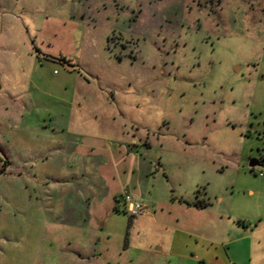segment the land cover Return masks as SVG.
<instances>
[{"label":"rangeland","instance_id":"obj_1","mask_svg":"<svg viewBox=\"0 0 264 264\" xmlns=\"http://www.w3.org/2000/svg\"><path fill=\"white\" fill-rule=\"evenodd\" d=\"M62 58L89 97L61 94ZM111 94L114 122L82 118L121 135L117 153L54 162V115ZM252 250L263 261L264 0H0V264H249Z\"/></svg>","mask_w":264,"mask_h":264},{"label":"crops","instance_id":"obj_2","mask_svg":"<svg viewBox=\"0 0 264 264\" xmlns=\"http://www.w3.org/2000/svg\"><path fill=\"white\" fill-rule=\"evenodd\" d=\"M45 56L46 55H42V57H40V59L44 58L47 60V58H49V56H46V57ZM49 59H54V58L50 57ZM62 59L63 60L61 63L64 64V65H62L64 76L61 79L62 83H63L61 85L62 86L61 89L63 90V92L61 94H85V95L88 94L89 93L88 87H90L91 82L89 80H87L85 77H83V75H80L79 72L76 73L75 66L73 64V60L68 61V59H65V58H62ZM92 65H94V64H89V67H91ZM93 76H95V74ZM100 77H101V79H103V81H106L105 83H103L104 86L102 87V90L106 89L108 92H110L111 88L113 87V85L115 83L114 79L111 77H108V76L107 77L100 76ZM95 79L97 80L99 78H95ZM122 80H123V78H122ZM128 81L129 80H126L123 82H125V84H127V85H130L131 83H129ZM50 92L51 91H47V94H51ZM42 94H46L45 91H43ZM87 96L89 97L90 95L88 94ZM111 96L112 97L110 100L106 99V101L108 103H105L104 108L91 109L92 113H89L88 110H86V109H81V108L76 109V108L69 107L67 110H65V109H63L61 111L59 110V112L56 113V115H54V117H53V120H54L53 125L54 126H52L54 129L52 131L56 134L55 136H53V138L56 142L55 143L56 147L54 150L57 152V154H55L56 160L54 162H57V163L61 162V164H63V162H65L63 159L64 153L65 154L67 153V158H69L66 161V163L73 162L71 159L72 157H75L77 159H84L86 157H89L87 152H91V149H90L91 145L99 146L101 149L104 150L105 154L110 155V156H113L117 153V146H120V145L122 146L121 143H123V140H121V135H118L117 138L115 137L116 139L114 138V139H111V141H109V139L107 138V135H105V133H104L107 130L104 126L105 124H98V126H97L98 128H95L93 130L98 131L99 133L92 134L89 132L91 130V129H89L90 126L88 124H85V122H88V120H90V118L89 117H86L84 119L82 118L83 113L87 111V114L91 117L93 116V118H95L96 121L99 119L100 115L102 116L101 119L103 120L104 116L106 117L105 111H107L108 120L111 121V122L110 121H108V122H110V123L114 122L116 120V116L121 115V110L119 108V105H115V103H112V101H114L116 99L114 94H111ZM61 100H63V99H61ZM64 104L65 105L67 104V100L64 102ZM95 111H97V112H95ZM22 116L23 115H21V113H20V117H19L20 122L22 121V118H24ZM76 123H77V126H76L77 128L75 127ZM85 130H89V131H85ZM104 156H105L104 154H101L98 157H104ZM130 157H132L134 159L135 163L139 162L137 155L136 156L130 155ZM44 158H45L44 160H47V161L49 160V157L46 155H44ZM135 171H134V173H135ZM137 171H140L139 165H138ZM138 179H140V176H138ZM109 195H110V189L108 191H106L104 196H107L109 198ZM115 202H116V199H115ZM110 203L113 204V202H110ZM114 207L118 208V206H116V205ZM114 210H116V209H114ZM87 217L89 218L88 215H87ZM87 217L83 218V216H81V218L77 219L76 215L71 214L70 219L72 221L71 222L67 221V222L69 224H73V225H75V223L80 224L82 222V224H84V225L86 224L88 227H90L92 224V221H91V218L87 219ZM220 218H223V217L221 216ZM68 219H69V217L67 218V220ZM257 226L258 225L253 226V223H245V222L240 221V220L237 221V227H239V228L241 227L244 230L243 231L244 234L246 233L247 237L250 239L256 238V236H254L253 234H254V230L257 228ZM256 239H257L256 243L259 245L260 241L258 238H256ZM92 240H93V238H92ZM219 246H222V248L224 249L225 243L221 242ZM256 253H258V252H256ZM256 253L253 252V250H252V252H250L249 264H264V257H262L263 261L260 260V257H257V259L255 257H253L254 254H256ZM218 258H219V255H217L215 257L216 261L218 260ZM202 262L206 263L205 260H203V259H202ZM260 262H262V263H260Z\"/></svg>","mask_w":264,"mask_h":264},{"label":"built area","instance_id":"obj_3","mask_svg":"<svg viewBox=\"0 0 264 264\" xmlns=\"http://www.w3.org/2000/svg\"><path fill=\"white\" fill-rule=\"evenodd\" d=\"M123 204L126 205V212L131 216L142 214V208L138 205L133 206L132 203L129 202V198L125 197L123 200Z\"/></svg>","mask_w":264,"mask_h":264},{"label":"water","instance_id":"obj_4","mask_svg":"<svg viewBox=\"0 0 264 264\" xmlns=\"http://www.w3.org/2000/svg\"><path fill=\"white\" fill-rule=\"evenodd\" d=\"M256 166H259L258 161H256V160H251V161L249 162V168H254V167H256Z\"/></svg>","mask_w":264,"mask_h":264},{"label":"trees","instance_id":"obj_5","mask_svg":"<svg viewBox=\"0 0 264 264\" xmlns=\"http://www.w3.org/2000/svg\"><path fill=\"white\" fill-rule=\"evenodd\" d=\"M200 207V206H199Z\"/></svg>","mask_w":264,"mask_h":264}]
</instances>
